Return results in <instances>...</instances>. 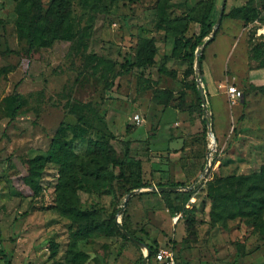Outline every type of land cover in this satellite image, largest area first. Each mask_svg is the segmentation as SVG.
Wrapping results in <instances>:
<instances>
[{"label":"rangeland","instance_id":"374dc122","mask_svg":"<svg viewBox=\"0 0 264 264\" xmlns=\"http://www.w3.org/2000/svg\"><path fill=\"white\" fill-rule=\"evenodd\" d=\"M22 1L0 0V235L10 264H142L146 251L123 239L118 224L145 246L170 250L178 264H264V213L256 224L250 217L215 223L206 194L207 182L248 176L264 163V0H253V21L237 11L248 0H226V17L202 53L214 143L208 130L202 135L206 116L188 89L194 62L189 67L175 50V37L188 22V34H198L203 17L215 25L223 0H68L72 41L30 58L18 27ZM35 1L45 12L53 0ZM144 41L154 45L153 65L123 73ZM89 55L112 71H94ZM147 80L150 89L138 91ZM229 87L241 93L236 104ZM15 93L22 107L10 119L5 101ZM79 105L95 109L105 126L77 124L69 111ZM56 133L79 156L89 141L108 140L126 177L142 171L151 187L182 184L183 196L168 210L150 187L127 194L130 184L114 183L108 194L80 187L76 207L116 230L79 240L71 252L76 225L56 209L58 166L45 164L34 196L23 182L26 160L45 157Z\"/></svg>","mask_w":264,"mask_h":264},{"label":"trees","instance_id":"16d2710c","mask_svg":"<svg viewBox=\"0 0 264 264\" xmlns=\"http://www.w3.org/2000/svg\"><path fill=\"white\" fill-rule=\"evenodd\" d=\"M253 5L254 1L248 0L242 8L237 10L242 12L243 20L253 21L256 17L254 12L252 16L249 15L250 12L248 10L253 9ZM30 8L32 9V15L28 16ZM18 15L19 30L27 41V49L24 52L26 58H30L39 47L52 46L55 42L72 41L67 23L69 16L68 0H53L45 12L41 10L37 1L23 0L18 5ZM225 17L226 15L223 14L222 20ZM213 25V21H210L208 17H203L199 22L198 34L192 33L190 35L188 34L190 23L188 22L181 26L180 36L175 37V50L182 49V58L188 63L189 67L193 65L198 47L211 34ZM210 43L211 41H208L206 46ZM154 54L155 48L152 41H144L140 49L137 50L132 62L127 61V69L123 73L127 74L133 68L143 69L152 66ZM86 60L92 64L94 71L98 68L102 72L112 71L110 63L101 57L89 55L86 56ZM202 61L203 55L199 57L200 68L202 67ZM259 66L264 68V62L260 61ZM202 75L201 68V79ZM144 85L138 91L150 89L148 80L144 82ZM111 87L112 82H109L107 89L110 90ZM188 89L196 96L198 111L202 115L201 102L194 80L190 82ZM263 90L264 88H261V91ZM5 105L8 117L14 119L16 113L22 107L20 96L15 93L5 101ZM69 112L75 116L77 124L81 126H90L95 122L105 126L103 118L89 105L72 106ZM84 113H87V116ZM88 115L91 117L89 121ZM202 126V135L206 136L207 127L205 120H202ZM46 163L58 166V184L56 189L58 202L56 209L59 214L76 225L73 233L74 240L70 245L71 252H74L76 242L79 240L90 238L94 234L110 235L116 230L114 222L108 224L102 222L97 212L81 211L76 207V200H78L77 191L80 187L102 194H108V191L113 189L114 183L120 185L122 189L127 184H130V188H125L126 194L133 190L151 187V184L144 180L142 171L137 178L132 175H129V178L126 177L125 163L115 157L113 147L108 140L89 141L84 154L79 156L73 152L71 144L65 141L61 134L56 133L45 157L26 160L27 172L23 177V182L33 196L39 191L38 182ZM114 169L118 170V174H114ZM178 186H182V184L157 185L159 188ZM159 193L163 197L165 207L168 210L171 209L169 200H180L183 196V192L180 191H160ZM206 194L211 201L209 214L212 222L217 223L250 217L253 223L256 224L264 213V163L257 173L207 182ZM122 238L126 240L125 236H122ZM1 244L0 235V259L5 264H10ZM147 247L150 250V259L154 260L157 245H147Z\"/></svg>","mask_w":264,"mask_h":264},{"label":"water","instance_id":"95a60500","mask_svg":"<svg viewBox=\"0 0 264 264\" xmlns=\"http://www.w3.org/2000/svg\"><path fill=\"white\" fill-rule=\"evenodd\" d=\"M225 4H226V0H223L222 4H221V9H220L218 18L216 20L215 25L213 26L212 32L206 38L207 41H211L214 38V36L216 34V31L219 28V25H220L221 20H222V16L224 14ZM205 45H206V43H203L202 45H200L198 47V50L196 51L195 57H194V65H195V70H196V85H197V87L199 89V92H200L201 107H202V110H203V112H204V114L206 116V127H207V130H208L209 136L212 139V143H214V135H213L212 126H211V123H210V117L211 116H210V114L208 112L207 105H206V102H205L204 93L202 91L201 68H200V63H199V57L202 55V53H203V51L205 49ZM148 189H150L152 191L155 190L157 192H160V191H171V190L172 191H181L184 188H180V187H162V188L150 187ZM124 207H125V204H124L123 208ZM118 227L121 230V232L123 233V235L125 237H127L134 245L138 246L142 252L146 251V255L143 258L142 264H147V262L149 260V257H150L149 248L147 246H145L143 243H141L139 240H137L136 238H134L133 236L128 234L119 224H118Z\"/></svg>","mask_w":264,"mask_h":264},{"label":"built area","instance_id":"2783aa9c","mask_svg":"<svg viewBox=\"0 0 264 264\" xmlns=\"http://www.w3.org/2000/svg\"><path fill=\"white\" fill-rule=\"evenodd\" d=\"M228 99L232 104H236L241 99V93L234 87L227 90ZM154 261L159 264H177L175 255L170 250L160 249L154 255Z\"/></svg>","mask_w":264,"mask_h":264},{"label":"crops","instance_id":"0c3cea01","mask_svg":"<svg viewBox=\"0 0 264 264\" xmlns=\"http://www.w3.org/2000/svg\"><path fill=\"white\" fill-rule=\"evenodd\" d=\"M202 81H203V75H202Z\"/></svg>","mask_w":264,"mask_h":264}]
</instances>
